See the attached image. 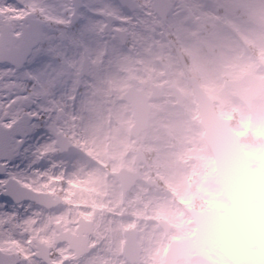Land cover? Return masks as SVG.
<instances>
[{
	"label": "flooded vegetation",
	"instance_id": "af4514ba",
	"mask_svg": "<svg viewBox=\"0 0 264 264\" xmlns=\"http://www.w3.org/2000/svg\"><path fill=\"white\" fill-rule=\"evenodd\" d=\"M2 1L14 8V11L6 8L4 14L15 28L26 16L41 21L44 43L40 48L52 45L47 48L46 60L59 69L58 81L44 82L43 87L50 99L61 98L63 103L43 104L44 108L39 109L35 105L42 102L41 98L30 95L26 84L21 87L25 96L22 111L36 117L27 143L34 140L45 146L47 142L52 147L56 134H61L82 153L85 144L79 139L78 129L86 127L87 119L94 126L86 130L103 137L107 135L108 143L103 145L106 154L111 148L117 150L105 157L107 163L98 173L100 181L96 182L95 189L98 194L91 195L96 206L89 216L61 217L54 221L52 229L40 228L23 238V248L34 258L40 257L31 259V264H130L135 258V245L132 248L125 245L128 236H135V232L141 244L137 264H161L172 239L159 244L141 240V225L156 226L160 232L158 222L167 218L151 219V209L147 207L143 208L146 214L141 215V201L135 197L133 180L135 144L139 140L135 141V136L131 135L133 111L125 98L135 99V93L140 91L150 96L156 94L153 85L158 87L160 97L151 103L150 126H159L157 118L165 116L154 104L174 100L172 87L179 89L182 100L187 99V51L197 45L198 33L203 32L198 24L202 17L196 12V2L164 0L163 4L156 5L154 0H131V4L116 0ZM215 3L226 4L225 0H215ZM85 58L89 69L78 82ZM33 108L35 111L31 110ZM175 110H170L175 114L172 116L181 117ZM66 126L71 129L65 130ZM50 152L41 151L38 160H45ZM103 158L99 153L96 160ZM114 161L118 163L115 165ZM121 168L129 171L121 174L126 178L124 181L113 174ZM34 189L64 199L63 193L52 185L48 189L42 185ZM80 217L91 223L77 232ZM55 225L60 230L55 229ZM77 234L85 236L86 240L69 239L70 235Z\"/></svg>",
	"mask_w": 264,
	"mask_h": 264
},
{
	"label": "rangeland",
	"instance_id": "374dc122",
	"mask_svg": "<svg viewBox=\"0 0 264 264\" xmlns=\"http://www.w3.org/2000/svg\"><path fill=\"white\" fill-rule=\"evenodd\" d=\"M225 2L230 4H224V8L219 4L204 5L201 2L195 5L196 12L202 17L198 24L203 28V32L198 34L199 48L189 50L190 56L195 60L197 58L199 64L194 68L189 67V70L197 75L201 86L214 102L218 114L232 121V128L248 155L258 190L250 213L255 222L263 225L264 89L260 96L252 101L251 108L247 109L234 92L224 86L223 81L224 78L239 80L242 74L252 73L264 83V0ZM5 5L3 1L1 6L5 8ZM6 8L12 10L13 7L7 5ZM225 24L231 26L243 40L244 49H240L237 41L228 39L229 36L223 31ZM221 43L224 51H221L223 50ZM50 46L52 45L48 44V47ZM215 47L219 48V54L217 53L214 61L212 59L213 62L204 64L205 61L199 55L205 52L213 54L215 51L211 49ZM43 50L46 48L36 51L32 62L18 73L9 66L0 65V120L5 125L12 123L20 114L19 110L25 97L22 96L21 87L27 80L30 84L34 82L30 88L43 102L36 103L35 106L39 109L44 108L43 104L64 102L61 98L50 99L44 91V82L58 81L59 69L54 67L53 63H47L46 53L41 54ZM187 94L184 113L180 119L172 116L174 113L170 112L165 102L156 105L163 110L165 116L157 118L159 126L153 125V128L142 136L139 146L148 154V160L142 166V175L146 178L149 171H152L160 187L159 190H150L144 183H139L135 188V195L139 196L144 207L151 209V219L166 217L173 223L170 235L165 238L170 240L192 235L194 231V225L189 217L179 222L172 219L173 215L184 216V211L177 207L178 204L199 209L206 205H215L224 218H227L231 211V204L221 189L215 174L213 158L203 139L195 100L190 90ZM61 113L63 114L62 111ZM85 124V128L94 126L87 119ZM112 128H115V124ZM169 128L175 131L172 141L175 143L174 148L168 145L171 140L164 138ZM69 129L70 126L65 127V130ZM78 136L81 143L85 144L83 153L79 156H60L47 142H44L47 145L41 144V147L31 143L10 163L6 175L0 178V190L9 176L31 186L43 184L48 186L51 181L50 184L57 186L63 193L65 202L55 211L45 214L32 203L14 205L0 198V249L20 250V237L25 222L41 223L49 216L73 217L78 214L89 216L92 208L96 206L91 195L98 194L95 189L96 182L100 181L99 167L107 163L105 159L107 155L114 154L117 150L111 148V152L106 154L103 142L107 135L103 137L96 132L78 129ZM96 137L99 139L96 140ZM43 148L51 152L46 160L39 162L37 156ZM99 153H102L104 158L96 160ZM90 160L92 164L88 163ZM112 163L116 165L118 162ZM40 178L43 184L38 183ZM78 196L80 202L76 199ZM262 230L256 233L260 239H264V229ZM140 236L142 241L157 244L163 243L164 240L163 235L152 225H144ZM212 258L211 264H230L219 249H214ZM27 261L24 259L21 264Z\"/></svg>",
	"mask_w": 264,
	"mask_h": 264
},
{
	"label": "water",
	"instance_id": "95a60500",
	"mask_svg": "<svg viewBox=\"0 0 264 264\" xmlns=\"http://www.w3.org/2000/svg\"><path fill=\"white\" fill-rule=\"evenodd\" d=\"M20 33L19 36L13 35L9 26L4 24L0 15V63L8 61L17 69L21 68L29 55L32 47L38 40L31 34ZM24 34V35H23ZM243 83L250 85L247 93L242 94L238 90L237 82L227 81L226 85L233 87L243 102L250 107L251 100L258 96L262 91V83L255 76L245 75ZM196 97L201 115V122L205 129V137L209 148L214 155L217 174L221 185L227 194L232 210L229 218L224 219L219 215L216 207H210L204 212L191 211L197 230L195 237L198 245L203 244L204 248L212 249L214 246L223 245L221 252L232 260L235 264H243L251 261L260 262L261 258L252 256L248 248L253 247L256 241L252 238V231L256 229L252 218L249 215V208L252 200L256 196V187L254 186L247 156L239 147V142L235 134L230 129V121L219 118L213 107L211 100L201 89H196ZM142 107L135 106V115L137 119L141 118ZM147 114L143 119L136 123V134L146 127ZM30 119L22 116L18 121L7 128L0 124V175L5 174L7 163H9L20 150L22 142L14 146L15 136L25 137ZM61 147L64 145L60 144ZM6 161V163H2ZM144 162L143 159L136 160L137 165ZM139 178L135 174V181ZM5 187L6 191L2 194L16 202L21 201L26 193L31 194L30 190L19 187L14 180H9ZM184 240L170 249L169 254L176 253L172 259V264H176L177 252L179 257L185 255V249H196V246L190 247V243ZM175 248V249H174ZM206 259L205 255L203 256ZM17 259L13 256H3L0 254V264H15Z\"/></svg>",
	"mask_w": 264,
	"mask_h": 264
},
{
	"label": "clouds",
	"instance_id": "9594fccd",
	"mask_svg": "<svg viewBox=\"0 0 264 264\" xmlns=\"http://www.w3.org/2000/svg\"><path fill=\"white\" fill-rule=\"evenodd\" d=\"M177 207L181 208L184 211V216H179V215H173L172 219L175 220L176 222H179L180 220L184 219L185 217H190L192 215L191 212L187 210L186 207L183 205H177Z\"/></svg>",
	"mask_w": 264,
	"mask_h": 264
},
{
	"label": "snow or ice",
	"instance_id": "6c2138e0",
	"mask_svg": "<svg viewBox=\"0 0 264 264\" xmlns=\"http://www.w3.org/2000/svg\"><path fill=\"white\" fill-rule=\"evenodd\" d=\"M0 198H2V197H0Z\"/></svg>",
	"mask_w": 264,
	"mask_h": 264
}]
</instances>
